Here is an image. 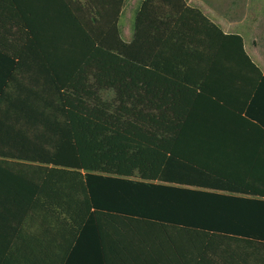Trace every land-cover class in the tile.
Listing matches in <instances>:
<instances>
[{"label": "trees", "instance_id": "obj_1", "mask_svg": "<svg viewBox=\"0 0 264 264\" xmlns=\"http://www.w3.org/2000/svg\"><path fill=\"white\" fill-rule=\"evenodd\" d=\"M42 1L36 21L13 0L41 69L30 73L31 84L0 88V254L36 210L72 216L85 230L94 209L150 227L158 261L183 246L186 264H264V199L175 185L183 182L175 167L191 162L180 132L211 83L238 81L251 67L264 92L244 37L224 32L187 0H142L132 41L116 20L85 21L68 0ZM20 58L18 51L14 75ZM29 125L56 136L53 150L27 134Z\"/></svg>", "mask_w": 264, "mask_h": 264}, {"label": "crops", "instance_id": "obj_2", "mask_svg": "<svg viewBox=\"0 0 264 264\" xmlns=\"http://www.w3.org/2000/svg\"><path fill=\"white\" fill-rule=\"evenodd\" d=\"M85 21L117 22L125 41L134 38V15L123 25L129 0H68ZM109 1L112 3L109 6ZM119 3H122L117 12ZM141 3V2H140ZM28 19L43 16L42 0H20ZM110 10L105 19L98 14ZM13 0H0V88L12 90L14 84H28L30 73L39 71L30 55V36L24 16L16 10ZM31 11L32 15H29ZM212 19V18H211ZM226 33H239L252 61L264 75V43L252 47L245 35L212 19ZM20 51L21 67L14 75L13 59ZM24 62V64H23ZM23 64V65H22ZM240 79L213 81L211 90L199 96L189 114L190 125L181 134L180 151L191 162L181 161L178 168L182 187L212 192L235 199H264V92L255 88L261 79L250 68L242 70ZM14 75V78H13ZM238 77V75H237ZM36 80H43L36 75ZM210 83V82H209ZM197 91H200L197 88ZM259 92V93H258ZM259 94V95H256ZM5 103L4 101H1ZM259 118L261 120H259ZM94 224L84 230L72 224V216L52 210H36L16 232L15 238L4 242L0 264H186L187 251L158 261L157 237L141 220L117 212L91 209ZM86 219V220H87ZM176 237L177 234H171ZM172 236V237H173ZM182 238V237H181ZM186 238V237H185ZM186 249V246H185Z\"/></svg>", "mask_w": 264, "mask_h": 264}, {"label": "rangeland", "instance_id": "obj_3", "mask_svg": "<svg viewBox=\"0 0 264 264\" xmlns=\"http://www.w3.org/2000/svg\"><path fill=\"white\" fill-rule=\"evenodd\" d=\"M142 0H129L126 13L124 14L123 25L129 24V17L140 6ZM192 6L200 8L207 16L218 21L223 26H230L232 30L241 32L245 35L252 47V41L258 47L264 43V0H187ZM133 16V15H132ZM28 84H31L29 80ZM41 80L38 86H42ZM25 128V127H24ZM27 134L38 137L39 142L46 148L53 150L56 143V136L46 128L40 126L25 128ZM30 166L36 169L35 165Z\"/></svg>", "mask_w": 264, "mask_h": 264}]
</instances>
